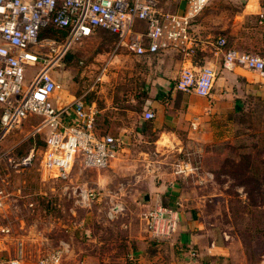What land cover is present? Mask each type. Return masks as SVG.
Here are the masks:
<instances>
[{
    "label": "rangeland",
    "instance_id": "1",
    "mask_svg": "<svg viewBox=\"0 0 264 264\" xmlns=\"http://www.w3.org/2000/svg\"><path fill=\"white\" fill-rule=\"evenodd\" d=\"M216 3L227 21L250 4L256 7L255 21H237L230 45L239 51L264 52V20L260 24L258 19V12L264 15V0ZM98 40L102 47L116 43L102 30ZM35 70L27 68V80ZM126 87L118 91L120 98ZM40 122L30 117L0 143L3 159L30 158L16 182L24 197L13 212L0 216V261L12 258L13 248L20 246L24 264H38L57 249L64 251L60 264H138L129 254L136 241L148 237L142 201L161 161L153 145L155 133L148 130L125 138L121 154L108 168L76 165L61 181L41 168L45 132L37 131ZM179 161L197 169L184 178L182 190L196 206L205 235L219 245L224 240L236 261L243 257L246 264L257 263L264 256V102L246 98L240 113L220 119V139L204 148L201 157L183 158L173 152L161 166L173 169Z\"/></svg>",
    "mask_w": 264,
    "mask_h": 264
},
{
    "label": "built area",
    "instance_id": "2",
    "mask_svg": "<svg viewBox=\"0 0 264 264\" xmlns=\"http://www.w3.org/2000/svg\"><path fill=\"white\" fill-rule=\"evenodd\" d=\"M161 1L0 0V143L9 130L30 117H38L41 122L37 131L45 132L41 168L47 176L66 181L76 165L84 169L108 168L121 154L124 141L97 133V108L86 104L82 97L69 106L56 108L53 100L62 87L52 74L75 45L100 30L117 38L116 49L124 48L137 57L174 50L192 59L200 45L193 26L210 0H187L181 15L163 11ZM259 19L261 24L264 15L260 14ZM48 28L56 31V36L46 35ZM212 45L221 55L224 71L243 69L264 79L263 55L231 48L224 36L215 38ZM27 68H36L29 80ZM216 75L211 68L191 66L182 70L174 87L208 97ZM143 119L152 121L155 114L146 111ZM29 163L30 158L18 162L0 156L1 217L14 211L24 197L21 188L13 187V180ZM196 170L180 161L173 167V172L182 176ZM143 221L150 240L169 241L178 228L180 211L153 205L147 208ZM3 231L10 232L8 227ZM63 252L57 249L40 258L38 264H60ZM23 257L19 246L15 255L1 264H24Z\"/></svg>",
    "mask_w": 264,
    "mask_h": 264
},
{
    "label": "crops",
    "instance_id": "3",
    "mask_svg": "<svg viewBox=\"0 0 264 264\" xmlns=\"http://www.w3.org/2000/svg\"><path fill=\"white\" fill-rule=\"evenodd\" d=\"M217 1L220 0H210L195 21L193 29L200 45L192 59L174 50L137 57L124 48L116 49L114 36V45L102 47L98 40L100 30L75 45L56 72V80L62 87L53 100L56 108L69 106L82 97L86 104L97 108L98 134L122 140L148 130L156 135L153 145L161 161L152 172L142 205L146 209L153 205L179 207L180 222L172 239L160 246L162 252H157L148 237L136 241L129 259L134 258L138 264H246L243 257L236 261L224 240L219 245L202 231L197 208L186 200L182 190L184 178L189 174L176 175L173 169L161 166L173 152L183 158L201 157L204 148L220 139V119L240 113L246 98L264 102V79L243 69L224 71L221 55L210 40L213 36H224L233 48L230 44L235 24L255 21L257 9L250 4L247 11L227 21L220 14ZM186 8L187 0L161 1V9L170 13L181 15ZM258 53L264 56V52ZM191 66L211 68L217 73L208 97L175 89L182 70ZM124 86L127 92L120 98L118 91ZM146 111L153 112L155 119L145 121ZM19 172L14 176V188H21L16 186ZM255 264H264V256Z\"/></svg>",
    "mask_w": 264,
    "mask_h": 264
},
{
    "label": "trees",
    "instance_id": "4",
    "mask_svg": "<svg viewBox=\"0 0 264 264\" xmlns=\"http://www.w3.org/2000/svg\"><path fill=\"white\" fill-rule=\"evenodd\" d=\"M44 33H46V35H49V36H56V31H54L53 29L51 28H48L44 31ZM229 46V45H228ZM197 52V51H196ZM195 57V56H194ZM165 207H168V206H165ZM169 208H173V209H178L179 210V207H169ZM148 241L150 242V244L156 246L158 248V250H161L162 248H160V246H162V244H164L165 242H156V241H153V240H149ZM134 258H130V260L132 261ZM129 260V261H130ZM135 261V259H134Z\"/></svg>",
    "mask_w": 264,
    "mask_h": 264
}]
</instances>
